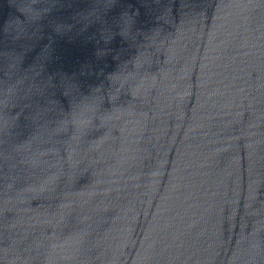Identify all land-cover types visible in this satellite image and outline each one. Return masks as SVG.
<instances>
[{"label": "water", "instance_id": "95a60500", "mask_svg": "<svg viewBox=\"0 0 264 264\" xmlns=\"http://www.w3.org/2000/svg\"><path fill=\"white\" fill-rule=\"evenodd\" d=\"M0 264H264V0H0Z\"/></svg>", "mask_w": 264, "mask_h": 264}]
</instances>
